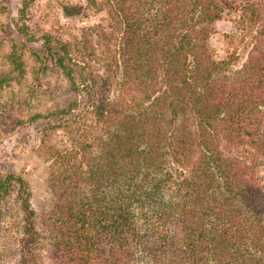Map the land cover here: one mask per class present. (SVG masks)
Listing matches in <instances>:
<instances>
[{
  "label": "trees",
  "instance_id": "16d2710c",
  "mask_svg": "<svg viewBox=\"0 0 264 264\" xmlns=\"http://www.w3.org/2000/svg\"><path fill=\"white\" fill-rule=\"evenodd\" d=\"M33 2L23 0L22 18ZM243 2L241 29L259 32L239 72L211 46L226 0L111 4L127 92L95 113L114 131L97 154L56 153L41 231L27 182L0 176V220L19 187L26 259L38 264L47 242L59 264H264V0ZM145 4L155 8L147 19Z\"/></svg>",
  "mask_w": 264,
  "mask_h": 264
},
{
  "label": "rangeland",
  "instance_id": "374dc122",
  "mask_svg": "<svg viewBox=\"0 0 264 264\" xmlns=\"http://www.w3.org/2000/svg\"><path fill=\"white\" fill-rule=\"evenodd\" d=\"M22 4L0 0V176L13 174L27 182L41 231L40 219L54 204L51 174L59 167L57 154L75 146L100 152L114 129L98 121L95 110L121 100L127 87L122 34L110 15L115 0H34L25 18ZM244 5L243 0H226L211 37L216 59L232 58L230 71L239 72L257 44L259 30L245 33L240 27ZM139 11L147 19L155 8L145 4ZM63 44L68 45L67 56L60 49ZM239 156L253 164L256 155L244 151ZM259 170L264 184V167ZM172 171L171 165L164 167L154 175L155 183ZM18 188L14 185L3 204L0 264H34L26 259L27 214ZM43 246L36 254L38 264H59L51 246Z\"/></svg>",
  "mask_w": 264,
  "mask_h": 264
}]
</instances>
